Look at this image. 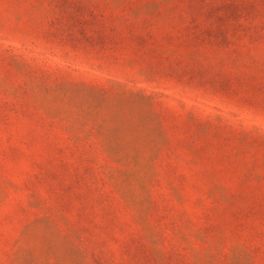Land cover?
<instances>
[{
    "label": "rangeland",
    "instance_id": "1",
    "mask_svg": "<svg viewBox=\"0 0 264 264\" xmlns=\"http://www.w3.org/2000/svg\"><path fill=\"white\" fill-rule=\"evenodd\" d=\"M0 264H264V0H0Z\"/></svg>",
    "mask_w": 264,
    "mask_h": 264
}]
</instances>
